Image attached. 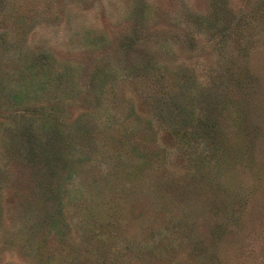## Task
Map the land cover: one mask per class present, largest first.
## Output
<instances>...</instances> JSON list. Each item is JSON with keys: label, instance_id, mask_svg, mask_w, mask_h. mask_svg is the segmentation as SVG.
<instances>
[{"label": "rangeland", "instance_id": "obj_1", "mask_svg": "<svg viewBox=\"0 0 264 264\" xmlns=\"http://www.w3.org/2000/svg\"><path fill=\"white\" fill-rule=\"evenodd\" d=\"M0 264H264V0H0Z\"/></svg>", "mask_w": 264, "mask_h": 264}]
</instances>
